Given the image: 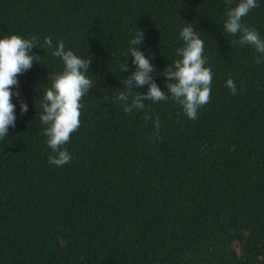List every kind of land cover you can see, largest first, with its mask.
Returning <instances> with one entry per match:
<instances>
[{
  "label": "trees",
  "instance_id": "1",
  "mask_svg": "<svg viewBox=\"0 0 264 264\" xmlns=\"http://www.w3.org/2000/svg\"><path fill=\"white\" fill-rule=\"evenodd\" d=\"M239 2L0 0V38L36 36L40 56L17 77L15 127L0 140V264H264V58L224 29ZM257 3L242 22L264 39ZM186 23L204 41L209 102L194 120L170 95L125 113L116 97L136 70L131 38L144 32L137 48L166 92L160 73L180 59ZM61 41L92 59L93 88L62 146L72 159L58 167L40 117L52 75L64 70L53 55Z\"/></svg>",
  "mask_w": 264,
  "mask_h": 264
},
{
  "label": "clouds",
  "instance_id": "2",
  "mask_svg": "<svg viewBox=\"0 0 264 264\" xmlns=\"http://www.w3.org/2000/svg\"><path fill=\"white\" fill-rule=\"evenodd\" d=\"M258 7L257 0H240V2L227 12L224 29L233 35L238 33L240 38L235 43L241 46L250 45L260 53L257 63L264 58V39L255 29L247 27L242 19L250 10ZM184 42L182 47L176 49V55L180 57L172 65H167L160 75L166 77L167 93L161 91L154 82V67L144 53L137 48L144 40V32L138 28L130 40L128 54L133 58L132 63L136 70L124 79L123 85L126 91H120L116 99L124 103L125 113H131L133 109L143 110V101L149 100L152 104L166 101L171 96L178 103L189 119H196L198 109L209 102L213 73L209 67H205L206 57L204 53V41L198 35L192 23H186L180 33ZM44 43L48 47L53 46L52 38L44 37ZM37 37L29 39L18 35H10L0 38V140L6 139L9 127H15V105L13 96L19 97V92H13V87L18 86V75L31 69L33 62L40 63V56L32 53L33 48H38ZM53 55L60 58L64 64L63 72L53 74L52 85L46 90L41 107V123L45 125L43 135L47 137L46 143L55 155H50V164L58 167L69 163L72 159L67 148L62 147L70 141L71 134L80 126L81 100L93 88V80L88 76L92 62L83 59L71 50H65V45L59 42ZM122 72H128L126 63L121 65ZM144 85H148L146 93L134 91ZM226 86L232 94H236L237 86L229 78ZM130 101V102H129ZM20 110L26 113L28 106L21 101ZM150 118V117H148ZM157 131L159 130V117L155 120ZM160 137L157 136V139Z\"/></svg>",
  "mask_w": 264,
  "mask_h": 264
}]
</instances>
